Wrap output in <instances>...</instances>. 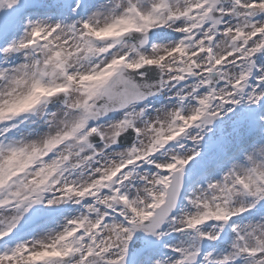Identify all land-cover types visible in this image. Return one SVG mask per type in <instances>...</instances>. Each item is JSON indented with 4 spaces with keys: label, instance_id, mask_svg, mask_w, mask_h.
I'll return each mask as SVG.
<instances>
[{
    "label": "snow or ice",
    "instance_id": "obj_1",
    "mask_svg": "<svg viewBox=\"0 0 264 264\" xmlns=\"http://www.w3.org/2000/svg\"><path fill=\"white\" fill-rule=\"evenodd\" d=\"M0 264H264V0H0Z\"/></svg>",
    "mask_w": 264,
    "mask_h": 264
}]
</instances>
